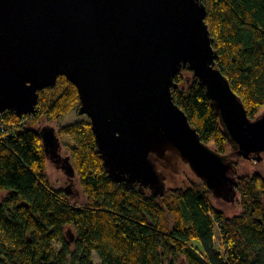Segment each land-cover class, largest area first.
Listing matches in <instances>:
<instances>
[{
	"label": "water",
	"instance_id": "95a60500",
	"mask_svg": "<svg viewBox=\"0 0 264 264\" xmlns=\"http://www.w3.org/2000/svg\"><path fill=\"white\" fill-rule=\"evenodd\" d=\"M206 16L203 0H0V114H35L39 91L64 76L78 89V113L90 119L115 183L163 197L165 172L186 164L214 198L234 203L232 156L264 160V111L249 117L217 64ZM185 68L205 87L231 152L203 142L175 102V77ZM37 131L47 160L78 178L56 127ZM63 189L73 199L72 184Z\"/></svg>",
	"mask_w": 264,
	"mask_h": 264
},
{
	"label": "trees",
	"instance_id": "16d2710c",
	"mask_svg": "<svg viewBox=\"0 0 264 264\" xmlns=\"http://www.w3.org/2000/svg\"><path fill=\"white\" fill-rule=\"evenodd\" d=\"M203 2L217 64L254 119L264 111V0ZM175 82V102L202 141L231 152L198 78L185 68ZM79 105L77 87L60 76L39 91L35 114H0V264H94L95 252L101 264H264V173L238 175L241 211L233 216L214 204L199 178L155 196L110 178L87 117L58 128L73 143L86 200L56 188L36 125L60 121Z\"/></svg>",
	"mask_w": 264,
	"mask_h": 264
},
{
	"label": "rangeland",
	"instance_id": "374dc122",
	"mask_svg": "<svg viewBox=\"0 0 264 264\" xmlns=\"http://www.w3.org/2000/svg\"><path fill=\"white\" fill-rule=\"evenodd\" d=\"M87 118L86 115H81L78 113V110H74L68 115L64 116L60 121H51L49 122L46 119L41 120L39 123H37V127H42L45 125H52L58 128L60 125H67L74 123L80 119ZM61 142L63 145L62 154L63 155H70L69 146H72L73 143L68 135H60ZM233 159L237 162V175H252L255 172L264 173V160L261 162H257L255 160H248L244 159L239 156H232ZM48 165V174L50 177L51 183L56 188H63L70 183L72 184L73 189V200L77 201L78 203H82L86 200V196L83 193V190L81 188V185L78 181V178L75 177L73 181L68 180L67 175L65 172L57 168L56 164L53 162L47 160ZM167 174V187H181L188 184L189 178L191 179H198V177L192 172V170L189 168L186 164H180L177 172L168 171L165 172ZM240 200L241 197L239 194H237L236 200L234 203L227 202L222 199H216L214 198V204L222 210L226 215L233 216L235 214L240 213L241 206H240ZM93 263L94 264H101V261L98 257V254L95 252L93 257ZM182 264V263H181Z\"/></svg>",
	"mask_w": 264,
	"mask_h": 264
}]
</instances>
